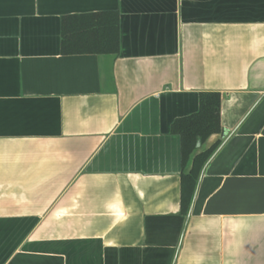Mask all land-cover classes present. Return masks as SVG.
I'll return each instance as SVG.
<instances>
[{
    "label": "crops",
    "instance_id": "1",
    "mask_svg": "<svg viewBox=\"0 0 264 264\" xmlns=\"http://www.w3.org/2000/svg\"><path fill=\"white\" fill-rule=\"evenodd\" d=\"M105 12L116 54H62L63 17ZM0 264H264V0H0Z\"/></svg>",
    "mask_w": 264,
    "mask_h": 264
},
{
    "label": "trees",
    "instance_id": "2",
    "mask_svg": "<svg viewBox=\"0 0 264 264\" xmlns=\"http://www.w3.org/2000/svg\"><path fill=\"white\" fill-rule=\"evenodd\" d=\"M119 47L118 14L69 15L61 21L62 54H116ZM221 97L218 92H202L199 108L190 115L177 118L171 132L180 138L181 164L184 169L191 161L188 172L181 174V211L186 212L193 198L200 172L215 148L194 152L215 133L221 132Z\"/></svg>",
    "mask_w": 264,
    "mask_h": 264
}]
</instances>
